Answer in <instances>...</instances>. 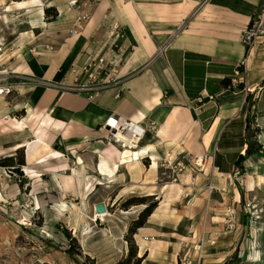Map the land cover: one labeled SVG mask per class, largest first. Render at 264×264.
<instances>
[{
  "label": "crops",
  "instance_id": "0c3cea01",
  "mask_svg": "<svg viewBox=\"0 0 264 264\" xmlns=\"http://www.w3.org/2000/svg\"><path fill=\"white\" fill-rule=\"evenodd\" d=\"M263 5L264 0H98L78 35H70L53 50L26 53L13 63L9 76L17 79L14 88L9 95L0 88V143L4 128L32 132L34 140L8 141V148L58 141L76 154L81 151L82 159L93 157L99 175L128 178L131 185L122 192L136 186L149 188L159 195L158 206L134 236L138 244L153 243L155 251L170 248L176 227L167 228V221L173 219L165 214L187 209L179 207L176 199L168 203L169 194L157 182L163 177L160 165L184 152L213 157L219 150L222 156L224 143L218 146L222 135L245 125L247 119L241 112L245 86L233 83L238 65L240 80L256 91L263 104L264 36L249 49L241 40L242 31ZM116 20L124 27L119 41L129 45L119 84L94 100L66 89L70 69L81 62L83 50L106 35L103 23ZM226 77L232 86L222 83ZM20 111H25L22 118L17 116ZM112 115L134 124L123 135L124 141L102 128ZM258 119L263 124L264 114ZM151 121L156 132L147 128ZM47 129L51 134L40 136ZM56 151H50L51 157H59ZM102 159L112 173H100ZM214 165L215 176L231 171L222 162V168L215 160ZM85 189L84 183L83 197ZM159 233L168 235L156 238ZM144 254L146 260L151 249Z\"/></svg>",
  "mask_w": 264,
  "mask_h": 264
},
{
  "label": "rangeland",
  "instance_id": "374dc122",
  "mask_svg": "<svg viewBox=\"0 0 264 264\" xmlns=\"http://www.w3.org/2000/svg\"><path fill=\"white\" fill-rule=\"evenodd\" d=\"M30 1L0 0V88H14L17 79L9 73L17 58L47 45L56 48L70 37L78 13L70 0ZM239 77L234 76L235 85L243 83V93L252 101L245 98L241 111L249 117V129L236 125L222 135V156L217 150L206 157L203 170L193 163L180 170L174 162L161 169L163 177L157 182L169 194L167 202L176 199L187 210L165 214L173 219L167 228L175 226L176 234L164 251H155L153 243L138 244L133 236L138 255L152 252L141 264H264V121L258 119L264 100L260 105L256 91ZM17 116L22 118L25 111ZM2 131L0 159L14 155V164L22 158L25 164L23 174L0 165V264H116L125 259L131 246L129 227L148 205L158 203L159 195L138 186L122 192L131 185L128 178L99 175L93 157L82 159L81 151L76 154L58 141L8 148L6 142L27 143L33 134L16 128ZM39 134L47 137L51 132ZM52 150H59V157H51ZM214 160L219 167L221 162L230 167V173L215 176ZM71 173L84 178V197L63 189V176ZM98 203L106 205L104 214L97 213ZM230 209H235L233 226L227 222Z\"/></svg>",
  "mask_w": 264,
  "mask_h": 264
},
{
  "label": "built area",
  "instance_id": "2783aa9c",
  "mask_svg": "<svg viewBox=\"0 0 264 264\" xmlns=\"http://www.w3.org/2000/svg\"><path fill=\"white\" fill-rule=\"evenodd\" d=\"M94 1L70 0V6L78 9L77 16L69 30L70 35H78L84 25L91 19V7ZM102 27L107 30L106 35H101L99 39L96 37V39H93L95 40L94 47H86L83 50L81 62L73 65L70 69L69 79H71V83L64 85L68 90L86 95L89 100L96 99L104 90L119 84L121 81V66L126 53L129 51V45L119 41L124 32V27L119 20L110 24L103 23ZM261 36H264V11L253 17L251 23L242 31L241 40L246 45L251 46ZM46 49L53 50L54 47L47 45ZM235 73L236 75L240 74L238 68ZM234 82H236V79H233ZM1 91L4 95H7L12 89L10 86H2ZM131 127H134L131 121L121 122L120 118L114 115L102 124V128L108 130L111 137L125 134L131 130ZM147 128L156 132V123L154 121L149 122ZM208 156L184 152L173 158L165 159L160 167L167 169L174 162L175 168L182 170V167H185L187 163H193L203 170ZM230 211L227 222H229L228 225L233 226L235 222L233 212L235 209H230ZM145 239L148 240L147 237Z\"/></svg>",
  "mask_w": 264,
  "mask_h": 264
},
{
  "label": "trees",
  "instance_id": "16d2710c",
  "mask_svg": "<svg viewBox=\"0 0 264 264\" xmlns=\"http://www.w3.org/2000/svg\"><path fill=\"white\" fill-rule=\"evenodd\" d=\"M251 23V22H250ZM249 49V46H248ZM241 65H238L237 68L240 70ZM231 79L230 78H224L222 79V83L224 85H231ZM240 88H244V84L240 83L238 85ZM246 100H248L250 103L251 101V96H247ZM251 125L249 121V117H247V122H246V129H249V126ZM251 152L250 148H247V153L249 154ZM15 157L14 155L11 156H6L3 159H0V165L2 166H11L13 167L12 169L16 172H19L20 174H23V171L21 170V165L25 164V159L22 158L17 164H14ZM132 201L128 200L127 204L131 203ZM158 206L157 202H154L150 205H148L141 213L138 219H135L131 226L129 227V240L131 242L130 250L128 253V256L125 259L119 260L116 264H141L142 261L146 258V254H143L142 256L139 257L138 252L135 249V239L134 235L137 233L138 229L142 226H144L147 222L148 217L152 214L154 209ZM72 250L70 249V252Z\"/></svg>",
  "mask_w": 264,
  "mask_h": 264
},
{
  "label": "bare ground",
  "instance_id": "6f19581e",
  "mask_svg": "<svg viewBox=\"0 0 264 264\" xmlns=\"http://www.w3.org/2000/svg\"><path fill=\"white\" fill-rule=\"evenodd\" d=\"M31 2H36V0H31ZM24 3V2H23ZM21 4V7L27 3L25 2L24 4ZM33 4V3H32ZM31 5V4H30ZM25 7V6H24ZM27 7H29L28 3H27ZM42 12H44V8L42 9ZM124 134H118L117 136L120 137L122 139V141H124ZM118 165V164H117ZM157 160L154 158V161H153V168H157ZM100 168H101V171L100 173H106V171H108L109 173H112L113 169H109L108 167V161L106 160H103L102 159V162H101V165H100ZM62 183V182H61ZM63 186H64V190L68 192V190H70V192H77V194L79 195H84V182H83V179L79 177V175L77 176V174L75 173H71V174H66L63 176ZM128 189V188H127ZM127 189H125L123 192H126L128 191ZM130 189V188H129ZM66 194V193H65ZM151 194V193H150ZM64 197V196H63ZM106 211V210H105ZM104 211V212H105ZM104 212H97L98 214H104ZM139 255H141L139 253Z\"/></svg>",
  "mask_w": 264,
  "mask_h": 264
},
{
  "label": "water",
  "instance_id": "95a60500",
  "mask_svg": "<svg viewBox=\"0 0 264 264\" xmlns=\"http://www.w3.org/2000/svg\"><path fill=\"white\" fill-rule=\"evenodd\" d=\"M115 132V130H113ZM107 209L106 205L104 203H98L96 205V211L101 213L104 212Z\"/></svg>",
  "mask_w": 264,
  "mask_h": 264
}]
</instances>
